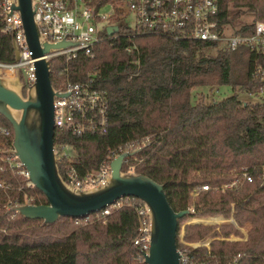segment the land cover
<instances>
[{
    "label": "trees",
    "instance_id": "trees-1",
    "mask_svg": "<svg viewBox=\"0 0 264 264\" xmlns=\"http://www.w3.org/2000/svg\"><path fill=\"white\" fill-rule=\"evenodd\" d=\"M245 10L254 15L249 22L237 19ZM263 18L264 0L218 1V22L231 25L234 32L247 33L252 22ZM116 26L115 38L92 45L93 56L80 52L67 62L62 56L50 59L49 80L54 88L65 79L90 80L107 100L104 132L79 137L69 132L54 134V143H68L73 152L69 159L56 160L61 176L63 165L81 176L97 168L111 149L146 136V143L128 159L134 172L162 184L168 204L177 211L187 208L189 191L199 184H217L231 168L264 162V100L246 103L235 92L217 101L192 103L190 98L191 87L202 85H228L232 91L254 93L264 80L251 71L263 59L242 46L226 50L214 42L127 28L119 20ZM102 33L106 35V30ZM132 44L135 48L125 49ZM12 60L11 37L0 32V61ZM0 125L12 132L1 115ZM6 141L0 135V142ZM0 182L6 185L0 187V264H142L132 243L135 206L141 204L138 198H123L103 220L91 216L78 224L72 217L61 216L45 225L39 219L6 212V206L20 202L23 194L32 196L33 204L45 199L34 187H25L24 177L1 160ZM230 202H234L236 222L249 226L247 239L214 240L208 257L219 264H262L264 186L257 188L253 182L237 193L200 192L193 216L226 218ZM233 230L230 224H221L216 231L214 226L195 223L187 226L185 236L196 240ZM190 253L202 258L205 248Z\"/></svg>",
    "mask_w": 264,
    "mask_h": 264
},
{
    "label": "built area",
    "instance_id": "built-area-1",
    "mask_svg": "<svg viewBox=\"0 0 264 264\" xmlns=\"http://www.w3.org/2000/svg\"><path fill=\"white\" fill-rule=\"evenodd\" d=\"M219 0H30L34 8L33 18L37 23L40 40L55 43L59 40H77L78 43L64 48L49 51L41 57L51 59L54 56H62L67 62L77 56L78 53L91 57L93 56L92 45L102 39L115 38L117 33L103 35L102 30L106 26L116 25L121 21L127 28L145 30L151 32L166 33L176 38H189L214 42L226 50H234L240 46L248 48L254 55L264 60V18L255 20L247 33L232 31L227 23L217 20ZM36 4V6H34ZM11 13L5 16L6 12ZM0 32L10 35L14 40L17 50V60L10 62L0 61V74L12 77L16 69H22L25 84L29 85L34 81L33 62L36 58L31 57L21 26L19 14L11 10L10 0H0ZM135 48L132 44L125 49ZM40 58V57H39ZM66 67L62 72L66 73ZM61 72V73H62ZM252 75L259 76L264 80V63L255 64L251 71ZM58 89L67 92L65 96H54L52 100V126L53 136L55 133L69 132L74 136H81L84 133H102L106 127V96L104 91L93 87L91 81H71L68 79L60 82ZM258 99L264 100V83L254 93ZM0 135L9 141L0 142V160L6 163V167L13 173L24 177V186L32 188V184L26 179L27 171L16 156L5 153L9 149L12 132L10 129L0 125ZM147 141V137L125 142L122 145L111 149L105 159L98 167L78 176L73 167L63 165L64 179L67 178L72 187L86 189L102 184L109 176L110 168L108 161L121 151H127L133 147H141ZM67 148L70 145L65 142L53 141V150L56 160L69 159L71 156ZM131 156V155H130ZM125 157L121 163V170L133 171L134 164ZM256 183L257 188L264 186V162L253 166H242L231 168L224 181L210 185L201 183L189 191L193 199L192 204L187 206L194 213V200L200 192L230 191L237 193L246 185ZM6 185L0 182V187ZM19 189V188H18ZM116 199L113 203L87 214L83 217H72L74 223L82 224L87 222L91 216L103 220L110 209L120 206L123 198ZM131 197V196H130ZM32 203L33 197L22 195L21 201L17 203ZM16 204V203H14ZM234 202L229 203V215L224 218L221 215L192 216L182 222H178L175 236V248L178 253V264H219L212 261L208 256L212 241H236L244 242L247 239L249 226L247 223L239 224L233 217ZM137 218L136 232L132 243L138 249L137 259L143 263L141 252H146L149 242V219L146 206L141 202L135 206ZM206 222L200 219H214ZM200 223L214 226L218 231L221 224H230L233 231L229 233H216L206 235L196 240L185 236L186 226ZM205 248V254L194 258L191 249ZM238 256V254L236 255ZM235 256V257H236ZM234 259V256H233ZM264 260V259H263ZM264 264V261L262 262Z\"/></svg>",
    "mask_w": 264,
    "mask_h": 264
},
{
    "label": "water",
    "instance_id": "water-1",
    "mask_svg": "<svg viewBox=\"0 0 264 264\" xmlns=\"http://www.w3.org/2000/svg\"><path fill=\"white\" fill-rule=\"evenodd\" d=\"M10 1L11 10L19 14L31 57L36 59L33 62L35 78L29 85L25 84L22 69H16L12 77L0 74V115L12 129L11 147L5 153L16 156L23 164L26 179L43 194L45 203H16L6 208V212L26 219H39L41 224L50 225L61 216L83 217L120 197H135L146 206L150 223L147 251L141 252L143 263L178 264L175 248L178 220L192 215L193 211L188 208L174 211L166 200L162 184L144 174L121 170L122 160L142 147L121 151L111 158L108 161L109 176L96 186L77 189L59 174L53 150L52 100L54 96L68 93L50 84V59L41 56L78 41L51 43L40 40L30 0ZM10 13L6 12L5 16ZM116 30V25L106 26L108 34ZM11 46L13 59L17 60L18 50L12 38Z\"/></svg>",
    "mask_w": 264,
    "mask_h": 264
},
{
    "label": "rangeland",
    "instance_id": "rangeland-1",
    "mask_svg": "<svg viewBox=\"0 0 264 264\" xmlns=\"http://www.w3.org/2000/svg\"><path fill=\"white\" fill-rule=\"evenodd\" d=\"M253 16L254 15L251 12L245 10L243 14H241L237 17V19L242 21V22H249L250 20H252ZM229 29H232V28H229ZM232 92H235L237 95V98L242 100L243 102H246V103H252V102H256L258 100V97L256 94H248V93L239 91V89H237V88L233 89V91H232L228 85L193 86L190 89V98H191L192 103L196 102L197 100L217 101V100H219V99H221L227 95H230ZM67 151L70 155H72L73 152L71 149L67 148ZM192 200L193 199L189 196L188 205L192 204L191 203ZM6 207L8 208L9 206H6ZM208 219L209 218L200 219V220H208ZM180 222H182V221H180ZM186 229H187V226H186Z\"/></svg>",
    "mask_w": 264,
    "mask_h": 264
},
{
    "label": "bare ground",
    "instance_id": "bare-ground-1",
    "mask_svg": "<svg viewBox=\"0 0 264 264\" xmlns=\"http://www.w3.org/2000/svg\"><path fill=\"white\" fill-rule=\"evenodd\" d=\"M215 219V218H214ZM220 220V219H219ZM219 220H217V221H219Z\"/></svg>",
    "mask_w": 264,
    "mask_h": 264
}]
</instances>
